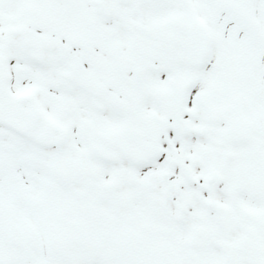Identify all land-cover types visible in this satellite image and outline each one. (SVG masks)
<instances>
[{
    "label": "snow or ice",
    "instance_id": "6c2138e0",
    "mask_svg": "<svg viewBox=\"0 0 264 264\" xmlns=\"http://www.w3.org/2000/svg\"><path fill=\"white\" fill-rule=\"evenodd\" d=\"M0 264H264V0H0Z\"/></svg>",
    "mask_w": 264,
    "mask_h": 264
}]
</instances>
